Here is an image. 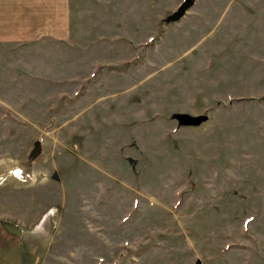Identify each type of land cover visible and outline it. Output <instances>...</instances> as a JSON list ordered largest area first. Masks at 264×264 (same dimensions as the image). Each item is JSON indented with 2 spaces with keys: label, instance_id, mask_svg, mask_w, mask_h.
<instances>
[{
  "label": "rangeland",
  "instance_id": "obj_1",
  "mask_svg": "<svg viewBox=\"0 0 264 264\" xmlns=\"http://www.w3.org/2000/svg\"><path fill=\"white\" fill-rule=\"evenodd\" d=\"M181 2L0 43V264H264V0Z\"/></svg>",
  "mask_w": 264,
  "mask_h": 264
},
{
  "label": "crops",
  "instance_id": "obj_2",
  "mask_svg": "<svg viewBox=\"0 0 264 264\" xmlns=\"http://www.w3.org/2000/svg\"><path fill=\"white\" fill-rule=\"evenodd\" d=\"M69 32V0H0V43L62 41Z\"/></svg>",
  "mask_w": 264,
  "mask_h": 264
},
{
  "label": "water",
  "instance_id": "obj_3",
  "mask_svg": "<svg viewBox=\"0 0 264 264\" xmlns=\"http://www.w3.org/2000/svg\"><path fill=\"white\" fill-rule=\"evenodd\" d=\"M195 0H182V2L177 6L176 10L172 12L168 18V22H177L180 20L185 13L193 6ZM180 125L183 126H198L199 124L206 121V116H196V117H189L187 115H179L176 117ZM40 153V144L39 142H33L32 149L29 152V157L34 159ZM11 229V228H10ZM13 230V229H12ZM14 232V231H13ZM17 233V231H15Z\"/></svg>",
  "mask_w": 264,
  "mask_h": 264
},
{
  "label": "bare ground",
  "instance_id": "obj_4",
  "mask_svg": "<svg viewBox=\"0 0 264 264\" xmlns=\"http://www.w3.org/2000/svg\"><path fill=\"white\" fill-rule=\"evenodd\" d=\"M14 231H15V229H14ZM17 234V233H16Z\"/></svg>",
  "mask_w": 264,
  "mask_h": 264
}]
</instances>
